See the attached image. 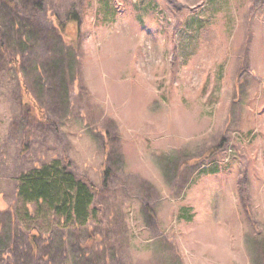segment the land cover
Segmentation results:
<instances>
[{
	"label": "rangeland",
	"instance_id": "374dc122",
	"mask_svg": "<svg viewBox=\"0 0 264 264\" xmlns=\"http://www.w3.org/2000/svg\"><path fill=\"white\" fill-rule=\"evenodd\" d=\"M263 170L264 0H0V264H264Z\"/></svg>",
	"mask_w": 264,
	"mask_h": 264
},
{
	"label": "trees",
	"instance_id": "16d2710c",
	"mask_svg": "<svg viewBox=\"0 0 264 264\" xmlns=\"http://www.w3.org/2000/svg\"><path fill=\"white\" fill-rule=\"evenodd\" d=\"M59 167L53 162L51 166L39 167L21 176L18 193L25 201L37 200L47 205L64 221L79 225L88 223L93 203L92 187L85 182H75L66 169Z\"/></svg>",
	"mask_w": 264,
	"mask_h": 264
},
{
	"label": "crops",
	"instance_id": "0c3cea01",
	"mask_svg": "<svg viewBox=\"0 0 264 264\" xmlns=\"http://www.w3.org/2000/svg\"><path fill=\"white\" fill-rule=\"evenodd\" d=\"M207 171L208 172H206V173H204V172L202 173V171H200L199 173L201 175H204V176H209V175L214 176V175H220V174H222V173L219 172L218 166H214L213 168H210V170L207 169ZM260 174H264V170L262 172H260ZM220 180H221L220 178H217V181H220ZM228 182L230 183L231 181L228 180ZM183 217H185L186 219H189L190 220V219L193 218V215L192 214H187L185 212V214L183 213Z\"/></svg>",
	"mask_w": 264,
	"mask_h": 264
},
{
	"label": "built area",
	"instance_id": "2783aa9c",
	"mask_svg": "<svg viewBox=\"0 0 264 264\" xmlns=\"http://www.w3.org/2000/svg\"><path fill=\"white\" fill-rule=\"evenodd\" d=\"M232 153H233L232 148H226V150L224 151V156L222 157L220 162L222 164L228 163L230 161Z\"/></svg>",
	"mask_w": 264,
	"mask_h": 264
}]
</instances>
